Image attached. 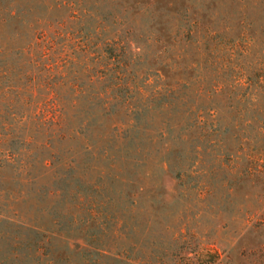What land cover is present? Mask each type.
<instances>
[{
	"label": "rangeland",
	"instance_id": "374dc122",
	"mask_svg": "<svg viewBox=\"0 0 264 264\" xmlns=\"http://www.w3.org/2000/svg\"><path fill=\"white\" fill-rule=\"evenodd\" d=\"M2 1L19 18L0 25V43L34 35L39 61L50 46L78 57L114 35L133 47L125 73L148 81L136 101L147 109L136 132L142 190L132 207L111 192L124 223L111 244L103 221L104 249L131 264H264V0ZM61 211L58 251L89 250L83 238L97 232L84 213L70 207L65 223Z\"/></svg>",
	"mask_w": 264,
	"mask_h": 264
},
{
	"label": "trees",
	"instance_id": "16d2710c",
	"mask_svg": "<svg viewBox=\"0 0 264 264\" xmlns=\"http://www.w3.org/2000/svg\"><path fill=\"white\" fill-rule=\"evenodd\" d=\"M18 18L0 8V25ZM13 38L0 43V264H131L101 241L104 220L111 244L124 223V212L111 210V192L132 207L142 190L135 173L148 164L136 138L147 110L136 101L147 98L148 81L125 73L131 43L117 45L111 35L78 57L50 46L38 61L34 35L28 43L20 33ZM156 94L152 101L162 95ZM183 174H175L177 182ZM129 188L135 191L127 194ZM58 203L65 223L71 207L97 232L83 238L89 250L58 251L67 249Z\"/></svg>",
	"mask_w": 264,
	"mask_h": 264
}]
</instances>
